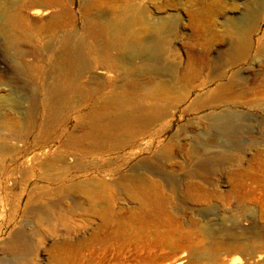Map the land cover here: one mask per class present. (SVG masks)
I'll return each mask as SVG.
<instances>
[{"label":"rangeland","instance_id":"rangeland-1","mask_svg":"<svg viewBox=\"0 0 264 264\" xmlns=\"http://www.w3.org/2000/svg\"><path fill=\"white\" fill-rule=\"evenodd\" d=\"M46 3L0 0V264H264V0ZM113 91L162 117L83 140Z\"/></svg>","mask_w":264,"mask_h":264},{"label":"bare ground","instance_id":"bare-ground-1","mask_svg":"<svg viewBox=\"0 0 264 264\" xmlns=\"http://www.w3.org/2000/svg\"><path fill=\"white\" fill-rule=\"evenodd\" d=\"M89 5H91V4H89ZM46 7L60 8L61 7L60 0H47ZM6 20L9 24L10 23L9 17H6ZM93 26L95 29L96 25H93ZM100 28H101V26H100ZM3 31H5V30H3ZM99 32H102V31H99ZM96 35L102 36V33L101 34L97 33ZM5 36H6L7 42L10 46L14 47L18 44L19 39H18V37L14 36V34L6 33ZM62 46L64 47L65 50L60 55V63L62 66H61L60 70L58 71L59 72L58 74L62 75V77H65L66 79H73V78H76L77 75L83 74L85 72V70L88 68V65L84 62L85 57L94 58V57H92L90 52L86 51L88 46L86 44H83L82 41H80L78 39L76 34H74V35L68 34L62 42ZM106 50H107V48L105 49V51ZM97 59H99V58H97ZM93 60H95V59H93ZM145 61H146V63L153 62L154 64H157V59H153L152 57L145 58ZM14 63L17 64L16 61ZM13 66H15V65H13ZM17 66H19V64ZM23 68L22 69L27 74L30 73L29 72L30 67L24 65ZM3 74H5V73H3ZM64 88L75 89V85L73 84V82L68 83L67 87H65V85H64ZM56 90H59V89H57L56 87H53L50 90V93L53 94ZM126 95H127V97L121 95L119 92L113 91L105 99H103V101L101 103L102 105H105V109L103 111H98L96 109L91 110L85 119L86 124H87V130L82 132L81 138L83 140L107 139V140H112L113 143H118L119 141H117V136H118L119 132H121V131L127 132V133H129L130 136L135 137L138 134V131H136L133 127L139 126V128H147L154 121H156L160 117H162L163 112H162V109L160 108L159 105H155L147 111H142L141 109L136 108L133 105V102H132V99L130 98V95L128 93ZM54 98H55V96H54ZM55 105H57V104H55ZM131 107H135L138 111L141 110L143 113L141 115H137L135 117L131 113ZM17 108L19 110V114L24 116L25 115L24 107L18 106ZM228 123H229V121H228ZM222 127H220V128H222ZM221 157L226 158V157H228V154L226 153V155H223ZM203 159H202V161H203ZM204 169H205V167H204ZM156 175L160 176L158 174H156ZM135 178L136 177L131 179L130 177H127L125 179H126V182L130 183ZM165 180H169V179H165ZM36 211L40 213V210H36ZM21 234H22L21 231H16L13 233V236L11 237V239L6 242L7 250L15 251L18 248L20 250H28L27 246L20 245L19 240L22 236Z\"/></svg>","mask_w":264,"mask_h":264}]
</instances>
